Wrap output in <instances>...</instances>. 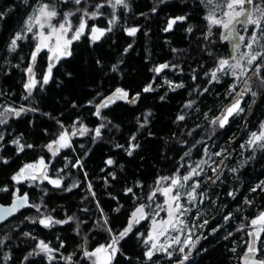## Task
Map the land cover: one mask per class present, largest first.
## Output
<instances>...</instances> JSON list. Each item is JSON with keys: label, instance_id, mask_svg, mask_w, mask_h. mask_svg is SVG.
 <instances>
[{"label": "trees", "instance_id": "trees-1", "mask_svg": "<svg viewBox=\"0 0 264 264\" xmlns=\"http://www.w3.org/2000/svg\"><path fill=\"white\" fill-rule=\"evenodd\" d=\"M97 2L101 0H87L84 6L91 11L94 10L91 6ZM127 2L130 11L117 8L119 21L111 32L96 43H91L87 34L73 42L72 55L56 63L52 80L42 90L38 86L32 97L24 100L26 74L23 69L29 63L36 40L28 33L26 40L18 41L16 52H9L11 38L22 29L26 31L24 22L40 3H55L61 12L78 6L65 5L62 0H27V3L25 0H0V13L4 14L0 17V106L19 108L24 105L38 109L18 118L9 116L7 124L0 125V133L4 136L0 141V189H7L0 190V203L8 204L15 195L26 193L30 204L0 225V264H91L84 258L81 246L92 250L110 241V234L103 226L105 218L113 234L123 230L136 206L152 203L154 209L157 203H162L159 193L153 202L147 199L156 188L158 177L172 176L177 169L181 176L187 174L189 166L195 167L201 159L208 163L201 165L200 176L193 178L201 182L196 201L189 204L186 197L182 198L189 211L183 216L186 223L179 234L181 243H173L168 250L173 253L172 257L169 258L167 252H158L151 261L145 258L148 246L143 244L144 237L138 238L136 233L147 236L150 218L135 225L133 233L120 242L121 252L113 264H179L183 259L179 249L188 229L195 247L187 250L188 259L183 264H244L242 260L250 239L248 226L251 219L264 211V184L261 183L264 182V148L247 144L251 133L259 132L264 124V84L261 83L264 58L248 65L246 74L238 80L232 73L218 72V81H213L210 73L218 67L219 59L230 60L232 56L229 42L222 37V28L212 27L209 35L205 19L209 12L222 16L223 9L216 7L222 0H213L212 4L202 0ZM255 5L264 8V0H255ZM255 5L253 13L258 16L260 13L255 11ZM101 11L105 15L89 20V25L108 26L112 9L105 7ZM176 16L188 19L178 22L171 31H164L168 20ZM73 22L76 23L75 18ZM190 26L193 31L189 33ZM125 27L140 30L131 37L125 33ZM245 29L242 47L249 51L246 45L254 26L246 25ZM257 34L259 36V30ZM130 44L132 47L128 48ZM262 46L264 39L254 44L251 51H264ZM48 55L45 50L37 58L38 80L47 67ZM165 63L170 67L159 74L152 71ZM114 64L118 65L115 72L112 70ZM257 65L261 66L258 75ZM166 80L172 82L171 87ZM150 83L154 90L143 92ZM176 84H183V87L172 90ZM117 87L127 90L130 96L140 93L138 102L133 105L117 101L101 110L105 121L98 119L94 115V105ZM243 87L250 89L240 102L243 112L230 117L224 128L212 124ZM189 101L194 103L190 108L185 107ZM148 112L152 113L149 122L140 128L139 123ZM179 115H184L185 119L178 121ZM107 121L111 123L95 141L91 131L79 134L81 126L91 130ZM61 124L70 134L73 131L77 134L70 135V147L61 149L53 157L46 145L64 130ZM133 134L137 137L134 143L139 147L129 156L125 149ZM18 137L22 144L33 147H25L18 153L11 143ZM118 144L124 147L118 148ZM189 151L190 155L184 156ZM217 152L221 155H212ZM41 157L48 164V177L60 179V187L43 178L20 184L11 179L24 164L35 163ZM109 158L115 161L114 165L106 164ZM89 183L95 198L88 191ZM75 184L79 186L73 187ZM129 187L135 195L125 194ZM253 188L256 190L252 191ZM199 193H204L202 203ZM118 207L119 212L115 211ZM152 209L146 208V212L152 213ZM47 216L61 221L70 216L74 219L46 228L39 220ZM41 240L58 249L52 253L56 259L49 260L43 253L35 254L40 252L36 246ZM256 248L255 259H264V233H260ZM68 256L72 257L70 262L62 258Z\"/></svg>", "mask_w": 264, "mask_h": 264}, {"label": "snow or ice", "instance_id": "snow-or-ice-1", "mask_svg": "<svg viewBox=\"0 0 264 264\" xmlns=\"http://www.w3.org/2000/svg\"><path fill=\"white\" fill-rule=\"evenodd\" d=\"M161 2H165V0H161ZM203 3L212 4L213 0H202ZM27 3V0H25ZM62 3L67 5L68 3H72L78 7H75L73 10L61 12L58 10L55 3H40L39 7L34 10L32 15H29L25 20V29H22L20 32H16L14 36L11 38L8 44L9 52H16L19 48L18 41L26 40L27 34L32 33V39L36 40L35 46L33 50L30 52L29 63L23 71L26 74V81L23 84L24 91L26 93L22 98L24 100H29L32 97L33 92L37 90L38 86L42 90L44 85H47L52 80V69L55 67L56 63H58L61 59L70 57L72 55L71 46L73 42L79 41L81 37L88 35V38L91 43H96L101 40L108 32L113 30V26L117 24L119 21V16L117 15V8H122L125 11H130L129 4L127 0H101V2H97L91 7L94 10H89V7L84 6L87 4V0H62ZM255 5V0H222L221 3H218L216 7H220L223 9L222 16H217L215 12H209V14L205 17L209 24V32L211 35L212 27H220L224 30L222 33L223 39L227 40L234 35L237 31L236 26L243 25H253L254 29L252 31L251 37L249 39V43L246 47L249 49L248 52L241 54L240 59H237L234 55L232 60L234 63H230L229 59H219L218 67L211 71V79L213 81H218L217 73H226L227 69L232 70V75L238 80L241 76H244L247 72V68L241 64V60H247V65H252L258 59L264 58V51L253 52L251 51L254 44H258L260 39H264V8H261L259 5H255V11L259 12L260 15L255 16L253 13V6ZM105 7L111 8L112 12L108 17V26L106 28H101L96 26L95 24L89 25V20H96L98 17L104 16L105 13L101 11ZM153 12L156 11V8L152 9ZM79 14V15H78ZM4 14L0 13V17ZM73 18L76 19V23L73 22ZM188 19L187 16H176L174 18H170L167 22V26L164 31H171L173 26L178 22H184ZM53 20H56V23H53ZM34 28L38 30L36 32L33 31ZM47 29V31H45ZM140 29L138 27H125L124 31L128 36L135 37L137 32ZM247 30V29H245ZM257 30H259V36L257 34ZM187 31L190 33L193 31L190 26ZM207 38V37H205ZM240 40H243L244 37H239ZM132 45H128V48H131ZM264 47V46H262ZM128 48L125 49V52L128 51ZM47 51L48 55V64L46 69L42 72L41 79H37V68L36 62L37 58L41 52ZM233 51L235 53H239V43H234ZM23 59V57H21ZM99 63V61H98ZM15 67H19V65H15ZM170 65L168 63L160 64L152 69L153 72L159 74L164 69L169 68ZM174 67V66H172ZM260 65L256 67V73L259 74ZM237 69H239V74L237 73ZM112 70L115 72L118 70V65L114 64L112 66ZM207 75V74H206ZM195 79V77H193ZM165 83L169 84L170 87L172 85L171 81H165ZM264 84V79L261 81ZM183 87V84H176L172 90L175 88ZM232 90L235 89V84L232 86ZM152 84H148L143 88V92H151L153 91ZM250 91V89H246ZM100 95V94H98ZM243 93H238L237 96H242ZM252 95L255 96L256 93L252 92ZM140 93H136L134 96H130V93L120 87H117L110 95L107 97H103L98 104H95L96 111L94 115L101 119L102 121L106 120V117L102 116L101 110L109 107L112 104H115L117 101H124L129 104H136L139 100ZM163 100L164 97L162 96ZM92 104V101H89ZM194 101H189L185 107L190 108ZM2 110H0V125L7 124L8 117H20L22 114L27 112H36L38 111L35 107H25L24 105H20L19 108L12 106H0ZM243 112V109L240 108V99H234V102L228 106L224 113L221 116H217L214 120L211 121L212 124H218L220 128H224L228 122L229 118L238 115ZM152 115L151 112L145 114L143 122L139 123V127L143 128L148 124V117ZM185 119L184 115H179L177 117L178 121H182ZM139 122V118H138ZM111 121H107V123L99 124L95 129H88L87 127L81 126L78 130L79 134L82 136L88 132H93V140L102 136V130L107 127V124H110ZM61 128L64 129L61 131L57 139L51 141L46 145L47 150L52 154L53 157L59 154L61 149L68 148L71 146L70 144V135L75 136L77 134L76 131L71 132L69 134L68 130L64 128V125L61 124ZM137 137L133 134L129 138L128 148L125 149L127 155L131 156L136 148L139 147V144L134 143ZM4 140V136L0 133V141ZM17 147V152H23L25 147L32 148L33 145L22 144L20 142V138H16L11 141ZM197 143H200L199 141ZM249 146H257L260 148H264V124L261 125V130L259 132H252L250 139L247 141ZM118 148H123V145H117ZM243 147V145H242ZM190 155L189 152H185L184 156ZM205 155H207V149H205ZM213 156L221 155V153H213ZM2 159V158H0ZM183 159V157H181ZM211 159V157H209ZM7 160H4V163H7ZM115 161L109 158L106 161L108 166L114 165ZM208 160L201 159L195 167H190V171L187 174L180 175L179 169H177V173L172 176H161L156 180V188L151 191L147 199L150 202H153L157 193L164 197V201L162 204L157 203L155 208L152 209V203L148 205L139 204L134 208L131 212L130 217L128 219L127 225L123 228V230L118 231L116 234H113V229L108 226V219L105 218L103 221V226L106 231L110 234V241L106 244H100L92 250L84 249L83 256L88 259L91 264H113L116 259L118 253L121 252L120 242L127 238L130 234L133 233L135 225H138L143 220H148L151 218L152 226L147 234L144 236V233H136L139 237H144L143 244L148 246L147 250L144 252V256L147 260L151 261L154 255L158 251L167 252L169 258L172 257L173 253L168 252V248L172 247V244H168L165 246L160 243V237H164L167 233L171 231H182V228L178 227L179 225H185V221L180 219L181 216L185 215L189 211L188 208L185 207L184 203H182V198H187V202L189 204L193 203L197 199V189L200 188L201 182L199 180H194V177L200 176L203 169L201 165L207 164ZM222 163V161H221ZM80 167H83L81 164ZM183 167V165H181ZM48 164L45 163L43 157H41L35 163H26L24 164L13 176L12 180L20 184L24 181H36L41 178L44 180H48V182L56 187L61 186L60 179H50L47 175ZM200 169V171H197ZM216 169H213L215 172ZM235 171V169H233ZM112 178L115 179V175L111 174ZM85 178H87V174L85 173ZM211 179V177H209ZM192 181L191 184L188 182ZM264 184V182H261ZM166 185V186H162ZM79 186L78 184L73 185V187ZM260 187V185H257ZM182 189H187L186 191H181ZM2 191H7V189H0ZM71 191V189H68ZM256 189L253 188L252 191ZM19 190H17L18 193ZM88 191L91 192L93 198H95V192L92 191L91 183L88 184ZM125 194H133V188L129 187L125 190ZM201 196V203L203 202L204 193H199ZM231 195V193H229ZM115 199V198H113ZM28 205V195L25 193L24 195H15V199L13 200L11 206L4 207L0 205V221L6 219L8 216H11L19 209ZM37 207V211H39V206ZM99 207V204H98ZM146 208L152 209V213L146 212ZM86 211V209H85ZM115 211L119 212L120 208H116ZM102 212V209H101ZM160 212H166V218L155 219V217L160 215ZM228 217H225L227 219ZM74 218L68 217L65 220H54L53 217L47 216L43 219L39 220V223L44 227H51L54 224H67L71 222ZM207 223V221H205ZM250 225L255 229L254 232H250L249 236H255V240H260V233H264V211H261L258 216L251 219ZM203 225H201L202 227ZM242 230V229H238ZM27 235V233L25 234ZM173 239L175 244H180V236L177 235ZM255 240L253 243L249 244L247 248L246 255L244 257V264H264V259L256 260L253 258L254 254L258 252V249L255 247ZM85 243H87V238L85 237ZM192 244L190 239L184 241V245L187 246ZM195 247L194 244H192ZM40 252L35 253L39 255L40 253L45 254L49 260L56 259L55 256L52 255L53 252L58 251V249H53L49 246L48 243L43 240L39 241L36 246ZM61 247H63V243H61ZM180 253L184 252V247L179 249ZM29 255H33V253H29ZM66 261L70 262L72 257H62ZM27 259V257H25ZM188 256L184 255L183 259L179 261V264H183L184 260H187Z\"/></svg>", "mask_w": 264, "mask_h": 264}, {"label": "rangeland", "instance_id": "rangeland-1", "mask_svg": "<svg viewBox=\"0 0 264 264\" xmlns=\"http://www.w3.org/2000/svg\"><path fill=\"white\" fill-rule=\"evenodd\" d=\"M236 28H237V31L234 33V35H233L232 37H230L229 39H227V41L229 42V44H230V46H231V50H232V56H231V58H230V60H229L230 63H234V62H235V61L232 60V57H233L234 55L236 56L237 59H240L241 54L246 53V52L248 51V50L245 51V50L243 49V47H242L243 40H240V39H239V37H241V36L244 37L246 25L240 24V25H237ZM37 30H38V29H37ZM222 30H223V29H222ZM223 32H224V30H223ZM234 43H239V53H235V52L233 51V45H234ZM48 54H49V53H48ZM241 64L244 65V66L248 69V65H247V60H246V58L241 60ZM236 71H237V73L239 74V69H237ZM226 72H228V73H232V70H231V69H227ZM247 84H248V82L245 83V85H247ZM246 89H248V87H243V88L238 92V93H243V95L238 97V96H237L238 93H237L234 99L239 98V99H240V102H241V100H242L244 94L247 92ZM233 102H234V100H233L228 106H230ZM228 106H227V107H228ZM227 107H226V108H227ZM226 108H225V109H226ZM224 111H225V110H224ZM224 111H223V113H224ZM223 113H222V114H223ZM222 114H221V115H222ZM69 134H70V133H69ZM70 138H71V136H70ZM163 186H166V185H163ZM160 196H161V198H162V203H163V201H164V197H163L162 195H160ZM162 203H161V204H162ZM185 207H186V206H185ZM186 208H187V207H186ZM161 213H162L163 215H162ZM161 213H160V215L157 216L155 219L159 220V219H162V218H166V212H161ZM185 214H186V213H185ZM183 216H184V215H183ZM183 216H181L180 219L184 220ZM151 226H152V223H151V225H150V228H151ZM178 227L183 228V225H179ZM248 228H251L250 231H249V233L255 231V229H254L251 225H249ZM149 230H150V229H149ZM180 232H181V231H180ZM180 232H177V231H171V230H170V231L167 233L166 236H164V237H160V243L164 244L165 246H167L168 244H172V245H173L174 242H173V239H172V238H174L175 236L179 235ZM249 237H250V239H249L248 243L251 244V243H253V241L255 240V236H249ZM188 239L191 240V235H190V233H189V229H188V231L186 232V234L184 235V238H183V240H182V246H181V247H184L183 256H184V255H187V256H188V254H187V250H190V249H192V247H193L192 244H189V245H187V246L184 245V241H185V240H188ZM256 243H257V240H255V247H256ZM249 244H248V246H249ZM168 250H169V248H168ZM168 250H167V251H168ZM158 252L166 253V252H164V251H158ZM158 252H157V253H158ZM245 255H246V254H245ZM245 255H244V257H245ZM244 257H243V260H242L243 262H244ZM182 258H183V257H182ZM253 258L255 259V254H254Z\"/></svg>", "mask_w": 264, "mask_h": 264}, {"label": "water", "instance_id": "water-1", "mask_svg": "<svg viewBox=\"0 0 264 264\" xmlns=\"http://www.w3.org/2000/svg\"><path fill=\"white\" fill-rule=\"evenodd\" d=\"M21 196H22V195H21ZM14 199H15V197L10 201V203H8V204H2V203H0V205H2V206H4V207H9V206H11V204H12V202H13ZM29 205H30V204H29V201H28V205H26L25 207L19 209L17 212H15L14 214H12L11 216H8L6 219L0 221V225H2L3 223H5V222L8 221L9 219H11V218L17 216L22 210H24L25 208L29 207Z\"/></svg>", "mask_w": 264, "mask_h": 264}]
</instances>
